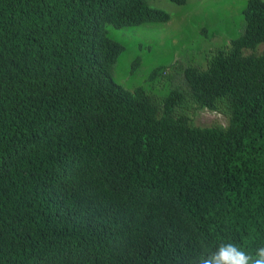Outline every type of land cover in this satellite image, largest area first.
Instances as JSON below:
<instances>
[{
  "label": "trees",
  "instance_id": "1",
  "mask_svg": "<svg viewBox=\"0 0 264 264\" xmlns=\"http://www.w3.org/2000/svg\"><path fill=\"white\" fill-rule=\"evenodd\" d=\"M244 18L158 97L115 80L125 47L108 25L165 10L0 0V264H197L220 243L264 246V0ZM191 102L228 125L192 124Z\"/></svg>",
  "mask_w": 264,
  "mask_h": 264
},
{
  "label": "rangeland",
  "instance_id": "2",
  "mask_svg": "<svg viewBox=\"0 0 264 264\" xmlns=\"http://www.w3.org/2000/svg\"><path fill=\"white\" fill-rule=\"evenodd\" d=\"M171 16L168 22H153L116 28L108 25L110 36L125 49L113 68L115 80L129 90L145 87L156 96H164L185 85L182 68H206L208 58L245 30L244 9L248 0H146ZM264 45L258 49L262 53ZM163 74L152 82L157 67ZM180 110L190 122L201 126H226L229 117L223 112L199 108L194 102Z\"/></svg>",
  "mask_w": 264,
  "mask_h": 264
},
{
  "label": "clouds",
  "instance_id": "3",
  "mask_svg": "<svg viewBox=\"0 0 264 264\" xmlns=\"http://www.w3.org/2000/svg\"><path fill=\"white\" fill-rule=\"evenodd\" d=\"M197 264H264V246L248 251L233 242L220 243L214 251L202 254Z\"/></svg>",
  "mask_w": 264,
  "mask_h": 264
}]
</instances>
